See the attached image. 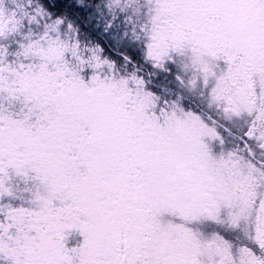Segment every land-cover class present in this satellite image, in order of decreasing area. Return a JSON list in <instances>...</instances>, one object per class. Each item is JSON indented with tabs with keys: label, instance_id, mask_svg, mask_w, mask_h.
<instances>
[{
	"label": "snow or ice",
	"instance_id": "1",
	"mask_svg": "<svg viewBox=\"0 0 264 264\" xmlns=\"http://www.w3.org/2000/svg\"><path fill=\"white\" fill-rule=\"evenodd\" d=\"M0 264H264V0H0Z\"/></svg>",
	"mask_w": 264,
	"mask_h": 264
}]
</instances>
